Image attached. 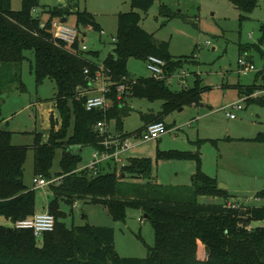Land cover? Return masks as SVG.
Segmentation results:
<instances>
[{
	"label": "trees",
	"instance_id": "trees-1",
	"mask_svg": "<svg viewBox=\"0 0 264 264\" xmlns=\"http://www.w3.org/2000/svg\"><path fill=\"white\" fill-rule=\"evenodd\" d=\"M229 1L242 12L241 21L258 5V0ZM155 2L130 0L131 10L117 16L113 52L100 61L99 51L81 48L83 28L92 27L100 33L103 30L94 13L87 9L72 11L68 6H54L44 12H48L49 18L42 27L41 15L35 14L39 0H23L19 10L13 9L12 0H0V95L5 85L14 82H19L18 89L26 91L20 70L28 50L34 52L32 70L37 84L50 78L57 85L55 97L47 101L51 107L48 110V140L44 141L41 133L35 136L34 174L52 179L50 168L56 149H63L62 169L55 176L61 177L60 181L49 185L54 199L48 211L55 216V228L36 237L31 229L14 226L18 220L37 213L35 190L24 182L29 148L13 144V132L0 128V216L13 223L12 227L0 224V264H264V205L249 206L230 201L227 190L219 188L218 179L202 171L197 152H159V157L166 160L197 161L190 186H169L153 181L152 161L147 157L129 158L119 173L116 170L105 172L103 166L96 173L79 167L83 147L104 148L97 123L104 120L114 123L115 129L128 137L141 132L151 122H165L171 111L183 109L187 104H200L202 91L210 89L201 87L198 78L193 87L177 91L170 88L167 79L131 77L127 68L131 57L147 61L151 55L158 56L167 63V75L174 74L185 64L182 58L177 59L169 52L166 41L158 40L142 26L143 13ZM159 13L167 20L182 17L165 3L160 5ZM71 14L76 17L78 36L69 46L54 37L52 21ZM261 29L260 42L264 38V25ZM252 46L260 49L264 56L259 44ZM246 48L247 45L240 46V49ZM101 65L111 82L107 95L111 105L106 109L88 110L86 100ZM259 75L262 76L259 85H239L240 94L249 95L264 88V72L260 71ZM124 77L129 79L128 86L118 98L116 87ZM129 96L163 101L158 113L141 114L144 124L133 132L123 130L124 119L133 110L127 103ZM253 98L246 100L264 106L262 97ZM255 140L264 143V133H259ZM126 179L133 182L128 183ZM202 195L221 196L225 202L199 203L198 197ZM255 196L264 198V190ZM60 199L72 206L81 200L102 204L117 221L126 220L128 207L142 209L153 225L155 244L148 246V255L144 258L122 257L115 248L114 227L89 223L67 227L60 220L65 215L60 211ZM254 222H263V225L252 227Z\"/></svg>",
	"mask_w": 264,
	"mask_h": 264
},
{
	"label": "rangeland",
	"instance_id": "rangeland-1",
	"mask_svg": "<svg viewBox=\"0 0 264 264\" xmlns=\"http://www.w3.org/2000/svg\"><path fill=\"white\" fill-rule=\"evenodd\" d=\"M23 0H12L14 10L22 7ZM40 6L35 14L41 15L42 21L49 18V8L68 6L72 11L85 10L94 13L104 33L92 27L83 28L81 44L88 50L99 51L101 61L113 52L117 34L118 14L131 10L130 0H39ZM165 3L182 17L167 20L159 13V7ZM242 12L229 0H156L154 5L143 13L142 26L155 34L158 40L168 43L169 52L177 59L182 58L184 66L177 69L172 76L170 88H184L179 74L187 73L186 86H194L198 78L203 88L210 87L201 93L200 104H187L183 109L174 110L165 117V123L171 129L158 140L137 142L123 154V161L105 165V172L116 170L128 163L131 157H147L152 161V180L169 186H190L196 172L195 159H164L160 151H190L198 153L201 169L206 174L216 177L220 184L226 185L231 196L230 201L246 203L249 206H263L264 198L256 197L258 191L264 190V143L255 140L259 133H264V106L249 103L240 94L239 85L248 86L262 81L258 76L264 72V56L260 49L252 46L259 44L264 51L262 25H264V0H258L257 7L248 18L241 21ZM67 23L75 26V15L68 17ZM247 45L246 49L240 46ZM27 58L21 64V77L26 91L19 88V82L5 85L0 95V128L13 132L12 143L27 146L28 157L24 166V182L36 193V211L45 212L54 195L48 186L38 187L34 182V141L36 133L43 134L47 141L50 134V102L57 93L53 79L47 78L37 84L32 66L35 62L34 52H25ZM245 57L255 69L247 73L240 71L239 59ZM128 71L133 78L151 77L146 60L131 57L127 63ZM102 74L103 77H105ZM100 81L94 82L99 87ZM261 87V86H259ZM261 89V88H259ZM94 90V89H92ZM98 91H91L95 95ZM248 95V94H246ZM261 99H264V96ZM258 97V98H260ZM254 99V98H253ZM259 101V99H256ZM264 101V100H261ZM240 103L243 109L232 106ZM132 112L124 119L123 130L133 132L140 129L144 122L142 113H158L162 110L163 101H151L145 98L127 97ZM233 112L237 116L227 115ZM115 124L111 123L114 130ZM117 131V130H116ZM72 133V127L70 129ZM93 147L85 146L82 151V169L91 160ZM63 149L57 148L50 168L52 178L61 171ZM100 167V166H99ZM49 179V177H47ZM132 183V179H126ZM57 183V182H56ZM218 185V186H219ZM199 203L225 202L221 196L202 195ZM60 217L67 227L84 225L111 226L115 229V248L122 257H140L148 255V246L155 244V232L151 221L142 209L128 207L126 220H114L108 208L102 204L78 201L73 206L66 200H59ZM0 224L12 227L13 223L0 216ZM253 225H262L255 222ZM254 227V226H252ZM42 242L39 240V245ZM202 253V252H201ZM204 254V252H203Z\"/></svg>",
	"mask_w": 264,
	"mask_h": 264
},
{
	"label": "built area",
	"instance_id": "built-area-1",
	"mask_svg": "<svg viewBox=\"0 0 264 264\" xmlns=\"http://www.w3.org/2000/svg\"><path fill=\"white\" fill-rule=\"evenodd\" d=\"M46 22L42 21L41 26L45 27ZM52 31L54 37L62 41L69 46H72L78 36V30L75 26L69 25L67 22H63L61 18L54 19L52 21ZM101 33H104L102 30ZM115 38H113L114 40ZM83 50H88L86 45H82ZM147 67L152 72V76L156 79H167V82L171 84L172 75H167L166 73V61L158 56L151 55L147 59ZM239 67L240 71L243 73H247L251 70L255 69V66L248 61L245 57H241L239 59ZM86 72L88 70L86 69ZM105 73V68L103 65L100 67V71L97 73L96 81H100L99 87H93L91 91H98L95 95H89L86 100V108L88 110H92L94 108H104L109 107L110 99L108 98V93L111 91L110 85L111 82L107 80V77L102 76ZM179 78L184 88L186 85L187 73L182 70L179 74ZM127 81L128 78L124 77L123 81L120 82L116 90L118 92V98H121L123 93L127 89ZM134 82V80H133ZM90 91V92H91ZM260 96H264V88L256 89L249 95H243V98H258ZM232 106H235L238 109H243V105L238 103H233ZM227 115L231 118H236L237 116L233 112H228ZM111 123L107 121H101L97 123L96 129L99 131V134L103 136V141L101 144L104 146L102 150L94 149L92 153L91 160L84 166L94 173H96L101 166L105 167V165L111 166L112 163L117 165V163L123 161V154L126 153L129 149H131L135 143L132 142V139H137V142H147L152 140L160 139L164 134L168 133L170 129L167 127L166 123L163 121H155L149 123L141 132H135L128 137H123L122 133L114 128L111 129ZM100 166V167H99ZM61 177H55L52 179H47L46 177L40 176L34 179V182L38 187L48 186L52 183H56L60 181ZM56 219L53 214H51L48 210L45 212L36 213L34 216L30 218H26L23 220H18L14 226L19 229H31L36 237H41L43 234L47 232H51L55 228Z\"/></svg>",
	"mask_w": 264,
	"mask_h": 264
},
{
	"label": "water",
	"instance_id": "water-1",
	"mask_svg": "<svg viewBox=\"0 0 264 264\" xmlns=\"http://www.w3.org/2000/svg\"><path fill=\"white\" fill-rule=\"evenodd\" d=\"M63 22H67L68 21V18L67 17H63L62 19H61ZM263 79H264V76H263ZM181 110V109H180ZM226 187V185H224V184H220L219 185V188H225Z\"/></svg>",
	"mask_w": 264,
	"mask_h": 264
},
{
	"label": "crops",
	"instance_id": "crops-1",
	"mask_svg": "<svg viewBox=\"0 0 264 264\" xmlns=\"http://www.w3.org/2000/svg\"><path fill=\"white\" fill-rule=\"evenodd\" d=\"M180 111H181V110H180ZM170 129H171V128H170ZM254 223H255V222H254ZM254 223H253V224H254ZM260 223H262V225H263V222H260ZM253 224H252V226H255V225H253ZM257 226H258V225H257Z\"/></svg>",
	"mask_w": 264,
	"mask_h": 264
}]
</instances>
